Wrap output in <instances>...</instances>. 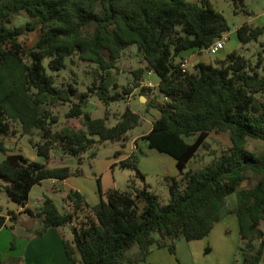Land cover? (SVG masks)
Here are the masks:
<instances>
[{
	"label": "trees",
	"instance_id": "obj_1",
	"mask_svg": "<svg viewBox=\"0 0 264 264\" xmlns=\"http://www.w3.org/2000/svg\"><path fill=\"white\" fill-rule=\"evenodd\" d=\"M231 1L235 12L251 15L243 0ZM20 13H24L23 21L13 24ZM228 31L224 15L210 0H0V152L4 154L0 180L3 190L22 207L18 212L0 213V228L6 215L16 220L19 213L41 217L36 234L69 224L71 239L63 243L70 260L122 264L144 260L152 246L167 245L174 253L175 239L204 238L225 214H234L241 264H259L264 253L260 227L264 221V152L248 150L247 142L249 138L264 142V41L254 61L235 49L215 63L198 61L191 71L180 69L181 51L202 50ZM27 33L37 34L31 45L22 38ZM236 34L242 45L258 41L264 25L244 21ZM129 45H136L145 62L132 70L133 85L140 86L149 69L159 79L157 89L163 100L145 102L158 115L140 139L175 159L178 176L164 178L169 200L160 203L147 185L136 186L133 181L125 189L103 191L98 180L100 197L95 205L79 191L69 190L65 199L72 209L62 210L47 195L41 206H26L32 186L71 175L67 165H48L54 148L80 156L99 142L124 141L126 133L140 124V114L128 105L113 125L107 124L106 111L102 117H93L84 109L89 92L95 91L109 105L122 98V92L133 90L130 85L118 89L113 83L111 92L106 77ZM73 55L95 64L94 78H99L97 85L81 93L72 83L60 86L55 82L54 72ZM145 89L150 87L141 86ZM63 104H68L65 117H81L82 127L55 129L59 116L54 109ZM15 124L21 134L29 136L44 163L5 147L4 138L14 135ZM211 132L227 133L230 145L203 167L187 168L207 145ZM190 136L193 140L186 141ZM95 155L91 152L90 157ZM119 164L131 167L144 180L135 154ZM249 174L252 183L242 187ZM231 194H235V206L226 211V197ZM80 214L83 218L78 220ZM133 247L137 251L129 255Z\"/></svg>",
	"mask_w": 264,
	"mask_h": 264
},
{
	"label": "rangeland",
	"instance_id": "obj_2",
	"mask_svg": "<svg viewBox=\"0 0 264 264\" xmlns=\"http://www.w3.org/2000/svg\"><path fill=\"white\" fill-rule=\"evenodd\" d=\"M210 2L216 10L220 11L224 15L229 26V31L226 33V36L228 38L224 40V48L219 49L215 54L206 53L204 56L212 63H215L216 59L224 57L227 51L230 52L232 50L238 49L241 50L243 54L250 57L252 61H254L255 53L260 49V42L264 41V35H262L258 41H252L244 45L241 44L239 48H237L239 39L236 34V29L241 23H243V21H248L254 25H264V0H243L244 7L251 13V15H246L240 10H238V12H235V8L231 0H210ZM22 16H24V13L15 15L13 24H18L19 22L23 21ZM36 37L37 34L35 35L34 33H27L24 34L22 38L25 44L31 45ZM47 60L48 59L44 60V64H47ZM177 60H179V56L177 57ZM144 64L145 62L139 55L136 49V45H129L128 47H126L121 58L118 59L116 67L112 68L109 75L106 77L108 78V80H110L111 92L115 90V88L113 87V83H116L118 85V89H120L121 86L130 85L133 90L128 94L122 92L123 97L119 100L110 102L109 105H105L102 100L98 98L95 91L89 92V96L86 99L87 104L84 107L85 110L90 111L93 117H102L106 111L108 116V125H113L117 121L127 105L135 112H138L141 117L140 124L126 133L125 140L127 142L130 141V139H132L133 137H137L141 133H145V131L149 129L155 115H158L155 108L151 106H148L146 108V99L144 97L140 98V95L145 96L146 94L148 96H151V100L157 103H160L163 100V97H161L162 95L159 93L157 86L142 91L141 85L137 87L133 85L132 70H135L138 67L143 66ZM95 67V64L89 61L80 60L77 55L70 56L66 58L65 67L54 72L55 82L60 86H66L68 83H72L76 86L78 93L84 92L87 90V87L92 86L93 83H95L96 85L98 84L99 78H94L93 70L95 69ZM191 70H193V66H190L189 63L188 71ZM143 76V78L146 77V75L144 74ZM67 110L68 104L57 106L54 109V111L59 116V122L55 126V129H59L63 126H70L74 128L82 127L81 117H65V112ZM14 129V135H9L4 138V145L9 149L21 151L22 154L25 155V157H27L29 160L40 159L42 161H45L43 157H38L35 149L29 143V136L21 134L19 126L17 124L14 125ZM185 139L186 141L191 142L193 140V137H185ZM139 140L140 138L138 139V142H140ZM115 143L116 141L111 140L99 142L92 148H89L86 151L82 152L80 156L64 152L60 148H54V150L52 151L53 156L48 163L51 166L67 165L69 166L72 175H77L78 173H76V170L79 168L80 172H82L83 170L86 176L92 178L93 169L92 157H90L91 152L95 151L96 155L99 156V160L101 161H104L106 158L114 159L113 148L118 145ZM229 145L230 140L227 133L211 132L207 138V145L200 149L196 156L192 160H190V162H188L187 168L195 169L203 167L204 165L209 163L211 159L216 157L222 150L226 149ZM140 149L141 152L136 151L134 154L136 156V166L144 175V181L146 182L145 185H147V187L151 191L158 195L160 203H167V201L169 200L168 186L161 176L155 174L156 164H153L152 161L153 159L157 161V156H166L171 160L173 157L171 158L167 153H159L155 149H148L150 151H147V149L144 148L141 143ZM247 149L254 152L255 154H261L264 152V142L260 139L249 138L247 142ZM108 174V178H110V181L112 180L113 176L116 180V184L120 189H125L126 185L128 183L130 184L132 181L133 183L136 182L137 186L140 182L142 183L141 186L144 185L143 180L136 175L135 170L131 167H122L120 166V164H116L114 165L113 174L111 172H109ZM85 179L86 178L84 177V180ZM253 179L254 178L249 174V178L242 182V187L249 186L252 183ZM88 180L89 179L85 180V186L87 188H89V186H95L97 187L98 191V181H96L97 179L93 177L92 179H90L91 181ZM70 182L71 181L69 180L66 185L64 184V182H59L57 185H54L51 180L45 179L40 184H35L34 186H32L27 201L29 205L37 208V206L42 204V198L44 197V195H48L63 210L64 208H66L62 205V202L64 201L63 191ZM0 205L3 214H6L8 210L15 211L18 207V204L13 201L4 190H0ZM234 206L235 194H231L226 197L225 210L227 211L228 209H232ZM67 207H69V209H72L71 204ZM78 216V220H81L83 218V214H80ZM225 216L224 228L229 230L228 240L232 242L238 240L239 242L237 220L235 215L225 214ZM34 218L35 219H33V221L35 222L37 217ZM75 220L76 219L74 218L73 221ZM65 226L66 233L68 236H70V225L66 224ZM260 227L264 231V221L261 222ZM153 235L157 237L156 233H154ZM197 242H201L202 244L200 257L202 260H205L206 255L202 253V250L206 245L202 242L205 241ZM134 248L135 247H133L130 251L132 252L133 250H136ZM230 264H241V257L238 253V247L234 251ZM259 264H264V256L261 258Z\"/></svg>",
	"mask_w": 264,
	"mask_h": 264
},
{
	"label": "crops",
	"instance_id": "obj_3",
	"mask_svg": "<svg viewBox=\"0 0 264 264\" xmlns=\"http://www.w3.org/2000/svg\"><path fill=\"white\" fill-rule=\"evenodd\" d=\"M240 45L241 42L239 41L237 48H239ZM224 46L225 45H223V48ZM228 52L229 51L225 53V56ZM206 53L207 52L204 49L199 50L196 48H191L181 51L179 55L181 58H187L189 60L190 66H193L198 61L211 62L204 56ZM224 57H221L219 59H222ZM153 79L158 83L159 79L156 75L153 76ZM142 97H144L147 102L157 103L151 100V96H148L146 94L145 96L140 95V98ZM149 129L145 131V133H147ZM145 133H141L137 137H133L128 142L125 140L126 142L124 141L123 145L121 144V141H116L115 144L118 145L113 148L114 159L106 158L104 161H101L99 160V156L97 155L92 157L93 177L97 179L96 181H100V187L103 191L111 187H119L116 184V180L113 176L112 180L110 181V178H108V173L111 172L113 174L114 165L119 164L120 161L127 158L131 153L134 154L136 151L141 152L140 143L144 146V148L147 149V151H150L148 149H154L148 147L147 141L143 139H140V142H138L140 136ZM7 149L8 151L12 150L9 148ZM13 151L22 153L21 151L15 149ZM52 156L53 154H51V157ZM3 157L4 154L0 152V162ZM170 157L172 158V156ZM157 159L158 164L155 159H153L152 161L153 164H156L155 174L161 176L163 179L166 176H178V170L176 168L174 158H172L171 160L166 156H157ZM35 160L42 163L45 162L40 159ZM84 177L86 179H89L88 181H91L90 179L93 178L86 176L85 172L82 170V172L78 173L77 175L71 174L61 180L49 179L54 185H57L59 182H64V184L66 185L69 180L71 181L68 186L64 188V191L62 190L64 199L62 205L66 207H63L64 209H69V207L67 206L70 205V202L65 199L69 190L79 191L90 205H95L99 201L100 196L99 192L97 191V187L89 186V188H87L84 184L86 180H84ZM134 183L136 185V182ZM145 183L146 182L143 180V184ZM1 184L2 181H0V190H3ZM141 184V182L138 183V186H141ZM26 206L30 207L31 209L36 208L29 205L28 201L26 203ZM21 210L22 207L18 206L15 211L18 212ZM0 213L3 214L2 211H0ZM6 217L7 218L5 225L0 228V264H78L70 260L65 252L63 241L71 239V234L70 236H68L66 233L65 225L62 227L50 226L47 227L42 234H36V230H38L42 226L41 217H37L35 222L33 221V219L35 218L29 216L26 213H19L16 220H10L9 215H6ZM225 217L226 216H223L222 219L214 225L211 231L204 238L186 240L183 237H179L175 239L173 241L175 246L174 253L170 252L167 245L163 247L152 246L150 252L144 260L137 263L124 261L122 264H230L234 251L240 244V238L239 242L238 240H236L235 242L228 240L229 230L224 228ZM197 241H205L202 243L206 244L205 247H208L207 251H205V247L202 250V253L206 255L205 260H202L200 257L202 244L201 242ZM134 249H136V247ZM136 251L137 249L133 250L132 252L129 251V255H133ZM263 256L264 253L262 257Z\"/></svg>",
	"mask_w": 264,
	"mask_h": 264
},
{
	"label": "built area",
	"instance_id": "obj_4",
	"mask_svg": "<svg viewBox=\"0 0 264 264\" xmlns=\"http://www.w3.org/2000/svg\"><path fill=\"white\" fill-rule=\"evenodd\" d=\"M228 38L226 36V33L223 34L220 38H217L213 44H211L210 46L204 48V50L208 53V54H215L218 52L219 49L223 48L224 45V40ZM188 64H189V60L187 58H182V60L180 61V69L185 72L188 70ZM146 77L143 78L141 80V86H145V87H156L157 86V82L154 81L153 76H155V72L152 69H149L146 71L145 73ZM167 97H164V99H166Z\"/></svg>",
	"mask_w": 264,
	"mask_h": 264
}]
</instances>
